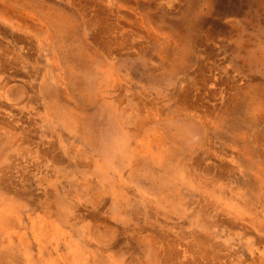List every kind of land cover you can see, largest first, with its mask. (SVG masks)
<instances>
[{
	"label": "rangeland",
	"instance_id": "374dc122",
	"mask_svg": "<svg viewBox=\"0 0 264 264\" xmlns=\"http://www.w3.org/2000/svg\"><path fill=\"white\" fill-rule=\"evenodd\" d=\"M0 209V264H264V0H0Z\"/></svg>",
	"mask_w": 264,
	"mask_h": 264
},
{
	"label": "bare ground",
	"instance_id": "6f19581e",
	"mask_svg": "<svg viewBox=\"0 0 264 264\" xmlns=\"http://www.w3.org/2000/svg\"><path fill=\"white\" fill-rule=\"evenodd\" d=\"M66 88V87H65ZM8 107V106H7ZM47 107H48V105H47ZM47 114H49V113H47ZM146 116H144V118H145ZM138 121V120H137ZM147 121V120H146ZM63 124H65V123H63ZM68 128H69V126H68ZM135 128V127H134ZM137 128V127H136ZM69 129H71V128H69ZM130 129H132V128H130ZM155 129V128H154ZM71 131V130H70ZM75 131V130H74ZM151 135H153V134H151ZM165 136V135H164ZM8 137V136H7ZM65 137V136H64ZM150 137V136H149ZM152 137V136H151ZM18 138H19V136H18ZM148 138V137H147ZM167 138V137H166ZM176 138H177V136H176ZM22 139V138H21ZM31 139V138H30ZM1 140H2V138H1ZM179 140V139H178ZM22 141V140H21ZM13 142H14V140H13ZM21 143V142H20ZM175 143V142H174ZM173 143V144H174ZM6 144V143H5ZM164 144H167V143H164ZM176 144V143H175ZM2 145V144H1ZM141 146H140V148L142 149L141 151H139L138 153H139V155L140 156H145V157H148L149 159H154V160H161V161H164V155H165V151H164V147H163V145L159 142V138H158V140L156 141V140H151V141H143V143H141L140 144ZM19 146V145H18ZM17 146V147H18ZM154 146H155V148H154ZM5 147V146H4ZM7 147H8V145H7ZM166 147V146H165ZM168 149V148H167ZM10 150V149H9ZM8 151V150H7ZM81 151V150H80ZM83 151V150H82ZM175 151V150H174ZM79 152V151H78ZM175 152H177V151H175ZM168 153H170V152H168ZM177 153H175V155H176ZM87 157V156H86ZM170 157V156H169ZM172 157H175V156H172ZM177 157H178V154H177ZM176 157V158H177ZM167 158V157H166ZM87 159H89V158H87ZM137 159V158H136ZM167 160V159H166ZM166 160H165V162H166ZM57 161V160H56ZM134 161V160H133ZM136 161V160H135ZM129 162V161H128ZM131 162V161H130ZM141 162V161H140ZM58 164H59V162H58ZM133 164V163H132ZM192 164V163H191ZM140 165V164H139ZM186 166V165H185ZM191 166V165H190ZM189 166V167H190ZM168 167V166H167ZM166 167V168H167ZM192 167H193V165H192ZM67 169V168H66ZM160 169V168H159ZM162 169H163V167H162ZM190 170V169H189ZM167 171V170H166ZM172 171V170H171ZM187 171V170H186ZM177 173H178V171H177ZM186 173V172H185ZM70 174H72V173H70ZM180 174V173H179ZM195 174H196V172H195ZM176 175V174H175ZM183 176V175H182ZM181 176V177H182ZM187 176H190V175H187ZM191 177V176H190ZM193 177V176H192ZM169 178V177H168ZM161 179V178H160ZM187 179H188V177H187ZM192 179V178H191ZM162 180V179H161ZM167 180V179H166ZM74 181H75V179H74ZM88 181V180H87ZM153 181V180H152ZM155 181H156V179H155ZM164 181V180H163ZM154 182V181H153ZM88 183V182H87ZM90 183H92V182H90ZM161 183V182H160ZM151 184H154V183H151ZM166 184V183H165ZM164 184V185H165ZM168 184V183H167ZM166 184V185H167ZM162 185H163V183H162ZM58 187V186H57ZM157 187V186H156ZM165 187V186H164ZM91 188V187H90ZM166 188H167V186H166ZM61 189V188H60ZM84 191H86V190H84ZM179 191V190H178ZM9 192H10V190H9ZM15 193H16V191H15ZM59 193H61V192H59ZM92 194V193H91ZM96 194V193H95ZM170 194V193H169ZM177 194V193H176ZM7 195V194H6ZM173 195V194H172ZM181 195H182V193H181ZM54 196V195H53ZM60 196V195H59ZM2 197V196H1ZM37 197V196H36ZM46 197H47V195H46ZM104 197V196H103ZM179 197H180V195H179ZM8 198V197H7ZM43 198V197H42ZM172 198V197H171ZM176 198H178V197H176ZM10 199V198H9ZM8 199V200H9ZM44 199H46V198H44ZM160 199V198H159ZM172 199H174V198H172ZM181 199V198H180ZM183 199V198H182ZM4 200H5V198H4ZM122 200V199H121ZM163 200H164V198H163ZM169 200H170V198H169ZM95 201H96V199H95ZM123 201V200H122ZM173 201V200H172ZM183 201H184V199H183ZM98 202V201H97ZM156 202V200L154 201V203ZM165 202V201H164ZM76 203V202H75ZM169 203V202H168ZM176 203V202H175ZM3 204V203H2ZM162 204V203H161ZM178 204V203H177ZM248 204V203H247ZM180 205V204H179ZM10 206V205H9ZM47 206V205H46ZM152 206V205H151ZM174 206H177V205H174ZM5 207H7V206H5ZM11 208V207H10ZM246 208V207H245ZM2 209V208H1ZM0 209V222H2V220H3V216H2V210ZM6 210V209H5ZM11 210V209H10ZM46 211V210H45ZM145 211V210H144ZM144 211H142V212H144ZM8 212V211H7ZM146 212V211H145ZM13 213V212H12ZM48 213V212H47ZM254 213V212H253ZM7 214V213H6ZM6 214H4V215H6ZM74 214V213H73ZM10 215H11V212H10ZM9 215V216H10ZM50 215V214H49ZM15 216H16V214H15ZM85 216V215H84ZM11 217V216H10ZM95 217V216H94ZM96 218V217H95ZM154 218V217H153ZM17 219V218H16ZM29 219V218H28ZM79 219V218H78ZM88 219V218H87ZM94 219V218H93ZM92 219V220H93ZM18 220V219H17ZM21 220V219H20ZM22 220H24V219H22ZM32 220V219H31ZM35 220V219H34ZM96 220V219H95ZM149 220V219H148ZM147 220V221H148ZM151 220V219H150ZM33 221V220H32ZM36 221V220H35ZM4 222H6V219H5V221H3V224H5ZM19 223V222H18ZM17 223V224H18ZM94 224V223H93ZM8 225V224H7ZM81 225V224H80ZM21 226V225H20ZM33 226V225H32ZM112 228V227H111ZM88 229H90V228H88ZM0 230H1V228H0ZM18 230V229H17ZM85 230V229H84ZM87 230V229H86ZM100 230V229H99ZM115 231V230H114ZM12 232H13V230H12ZM23 232V231H22ZM87 232V231H86ZM21 233V232H20ZM24 233V232H23ZM108 233H109V231H108ZM114 233V232H113ZM22 234V233H21ZM26 234V233H25ZM94 234V233H93ZM24 235V234H23ZM75 235V234H74ZM110 235V234H109ZM2 236V235H1ZM97 236V235H96ZM142 236V235H141ZM143 236H146V235H143ZM7 237V236H6ZM11 238V237H10ZM55 238V237H54ZM57 238V237H56ZM111 238V237H110ZM85 239V238H84ZM101 239L102 238H100V241H101ZM104 239V238H103ZM115 239V238H114ZM22 240V239H21ZM71 240V239H70ZM78 240V239H77ZM80 241V240H79ZM99 241V240H98ZM99 241V242H100ZM154 241V240H153ZM80 243V242H79ZM43 244V243H42ZM93 244V243H92ZM24 245V244H23ZM44 245H45V243H44ZM50 245V244H49ZM105 245V244H104ZM103 245V246H104ZM148 245V244H147ZM2 248V247H1ZM4 248V247H3ZM47 248V247H46ZM80 248V247H79ZM7 249V248H6ZM41 250V249H40ZM78 250H80V249H78ZM264 250V249H263ZM262 250V251H263ZM7 252V251H6ZM30 253V252H29ZM29 253H28V255H29ZM96 253V252H95ZM4 253L2 252V255H3ZM92 254H93V252H92ZM6 255H7V253H6ZM154 255V254H153ZM76 256V255H75ZM80 256V255H79ZM204 256V255H203ZM99 257V256H98ZM251 257V256H250ZM47 258V257H46ZM45 258V259H46ZM191 258V257H190ZM253 258V257H252ZM55 259V258H54ZM126 259V258H125ZM44 260V259H43ZM42 260V261H43ZM49 260V259H48ZM52 260H53V258H52ZM93 260H94V258H93ZM125 261V260H124ZM2 262H5V260L3 261L2 260ZM6 263V262H5ZM4 263V264H5ZM34 263V262H33ZM66 263V262H65ZM89 264V260L84 256V255H81L80 256V264ZM92 264V263H91ZM95 264V263H94Z\"/></svg>",
	"mask_w": 264,
	"mask_h": 264
}]
</instances>
